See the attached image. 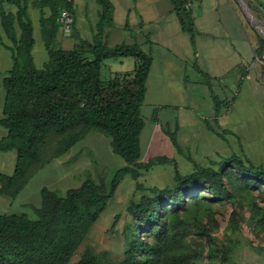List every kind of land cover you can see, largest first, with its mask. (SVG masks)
<instances>
[{"label": "trees", "instance_id": "obj_1", "mask_svg": "<svg viewBox=\"0 0 264 264\" xmlns=\"http://www.w3.org/2000/svg\"><path fill=\"white\" fill-rule=\"evenodd\" d=\"M192 1L175 3L183 29L194 35L192 11L187 8ZM97 2L101 12L92 39H81L67 50L54 45L63 10L74 15L71 35L77 33L73 0H0V5L17 8L15 13L2 12L10 45L3 43L1 35L0 41L13 52L14 67L4 79L6 102L0 125L8 134L0 141V151H15L17 161L12 175L0 173V193L16 198L37 172L93 132L111 137L114 152L125 161L110 178L86 179L65 195L42 189L43 204L33 207L36 219L27 214L1 216L0 264H70L73 252L128 176L143 194L127 208V247L119 264H230L235 245L215 237L206 220L216 222L215 204L230 201L236 205L240 196L252 198L250 219L254 220L262 209L254 190L264 186V166L233 155L216 163L217 168L196 165L186 174L176 169L173 184L163 188L140 183L143 171L153 164L172 161L167 157L141 161V135L146 126L142 106L153 56L138 44L109 46L106 30L113 25L114 5L110 0ZM30 6L41 11L49 55L44 68L36 66L33 56L36 40ZM263 50L264 46L258 55ZM123 57L135 58V72L105 79V61ZM157 117L155 109L153 118ZM167 134L182 152L177 132L167 130ZM235 219L231 227L238 229ZM256 223L264 224V217ZM75 264L115 263L88 248Z\"/></svg>", "mask_w": 264, "mask_h": 264}, {"label": "rangeland", "instance_id": "obj_2", "mask_svg": "<svg viewBox=\"0 0 264 264\" xmlns=\"http://www.w3.org/2000/svg\"><path fill=\"white\" fill-rule=\"evenodd\" d=\"M258 1L264 7V0ZM74 2L77 34L65 36L61 28L54 45L56 48L73 49L81 39H92V30L99 20L101 7L97 0ZM29 12L35 26V64L38 68H44L49 55L40 29L41 14L33 7H30ZM121 60L123 59L113 58L105 64H118V67H122L119 63ZM125 60L126 67L135 66L134 57H126ZM105 68L103 77L106 79L108 75ZM256 69L257 66L251 77L242 82L234 79L221 82L222 85L230 86L226 97L231 102L221 108L223 117L219 121L215 118L212 93L206 86L195 91L197 102H190L189 110L181 109L180 114L175 109L166 108L162 111L165 117L161 123L152 119L153 110L145 106L143 115L147 126L141 136V161L148 162L155 157H167L172 161L153 164L149 171H143L140 183L147 188H163L173 184L176 169L186 174L196 165L217 168L216 163L233 155L246 158L254 165L264 166V83H257ZM178 115L180 128L177 139L182 152L163 131L169 129L175 132V117ZM184 115L188 120L182 118ZM124 165V159L113 150L111 137L103 133L91 134L64 157H60V160L52 161L37 172L28 187L20 193L18 200L29 201L34 208H40L43 204L42 189L48 188L59 195H65L69 189L79 187L86 179L99 181L110 178ZM142 194L143 191L137 190L136 182L131 177H126L106 211L73 252L70 264L77 263L88 248H92L107 261L121 263L127 247L125 229L130 221L127 208L132 200H138ZM254 195L262 208L258 210L254 220L250 219L253 212L252 198L244 196L238 197L236 205L230 201L215 204L216 222L206 220L215 237L223 242L231 241L230 244L235 245L230 264H264V224L256 223L264 217V186L254 190ZM20 201L7 214H27L29 218L36 219L34 209L20 206ZM233 217L236 218L238 229L231 227Z\"/></svg>", "mask_w": 264, "mask_h": 264}, {"label": "crops", "instance_id": "obj_3", "mask_svg": "<svg viewBox=\"0 0 264 264\" xmlns=\"http://www.w3.org/2000/svg\"><path fill=\"white\" fill-rule=\"evenodd\" d=\"M110 1L114 5V20L113 25L106 30L109 46L138 44L153 56L142 114L145 106L150 107L153 110L151 117L156 123H161L165 117L162 111L166 108L179 110V114L181 109L189 110L190 102H197L195 91L202 86H206L212 93L215 108L216 103L220 105V112L216 113L215 117L216 121H219L223 117L221 108L231 102L226 97L230 86L222 85L223 80L234 79L242 82L251 77L254 67L257 66L256 81L259 84L264 83V67L256 60L264 46V7L261 1L194 0L188 3L187 8L191 9L193 16L194 35L183 29L175 0ZM11 6L13 5H0V35L3 43L7 45H10V41L2 26V12L15 13L17 8ZM37 11L41 14L40 9ZM45 13L48 15V9ZM39 21L41 29V17ZM125 58H120L123 59L119 62L122 67H118V64H105L108 75L106 79L114 74L135 72L136 61L134 67H126ZM13 67V52L0 41V118L4 116L6 102L4 79ZM247 68H251L249 75H246ZM155 109L158 110L157 120L153 118ZM183 117L188 120L187 116ZM179 118V115L175 117L177 134L180 128ZM167 130L169 129H163L168 136ZM96 133L101 132L91 134ZM7 134V129L0 125V141ZM16 161L15 151H0V173L12 175ZM30 181L22 191L28 187ZM20 193L16 198H9L0 193V218L20 201ZM19 205L33 208V205L25 200H21Z\"/></svg>", "mask_w": 264, "mask_h": 264}, {"label": "built area", "instance_id": "obj_4", "mask_svg": "<svg viewBox=\"0 0 264 264\" xmlns=\"http://www.w3.org/2000/svg\"><path fill=\"white\" fill-rule=\"evenodd\" d=\"M59 20L62 23L65 36H71L72 27L75 22L74 15L68 10H63L60 14ZM256 60L264 67V50L260 55L256 56ZM246 71V75L251 74V68H247Z\"/></svg>", "mask_w": 264, "mask_h": 264}]
</instances>
